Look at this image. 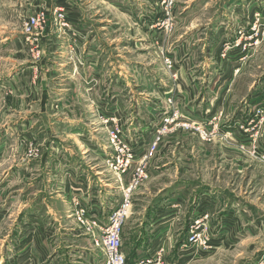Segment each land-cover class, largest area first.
Returning a JSON list of instances; mask_svg holds the SVG:
<instances>
[{
	"label": "rangeland",
	"instance_id": "374dc122",
	"mask_svg": "<svg viewBox=\"0 0 264 264\" xmlns=\"http://www.w3.org/2000/svg\"><path fill=\"white\" fill-rule=\"evenodd\" d=\"M116 2L125 7L123 14L114 12ZM42 12L48 16L47 26L31 38L24 24ZM101 24L108 27L105 33L97 30ZM217 47L219 67L211 53ZM168 58L173 69L166 64ZM187 59L192 66L212 67V79L219 85L216 90L207 88L209 103L214 91L228 93L222 102L218 99L223 106L218 116L210 109L197 120L181 111L174 82L184 73L181 65ZM114 69L124 72L122 79ZM228 72L229 79L223 82ZM163 78L168 80L167 88H174L165 101L159 95ZM257 91H264V0H0V186L4 174L18 177L16 173L24 168L47 175V161H41L54 153L58 156L54 183L48 176L36 182L34 170L25 186H19L49 191L54 186L56 220L50 217V222L63 233L82 234L73 200L84 201L75 192L86 197L89 209L97 198L106 213L121 199V184L107 165L114 154L109 146L111 120L134 137L147 131L151 123L147 126L146 120L155 119V124L162 116L151 108L163 113L175 109L179 123L185 125L161 137L148 169L151 175L134 193V205L136 198L141 203L147 192L146 202L149 193L156 196L177 178L188 191L183 197L186 243L191 225L210 217L211 246L195 250L212 251L213 256L195 264H264V225L259 229L258 224L243 222L219 235V229L211 227L212 215L195 212V190L205 183L233 190L240 200L258 205L255 218L264 221V108L254 111L260 118L256 114L253 121L246 118L252 114L247 110L250 95ZM113 93L123 95V100H114ZM198 127L211 128L206 139ZM242 134L249 135V141L241 142ZM143 135L146 140L150 137ZM57 142L71 147V153L66 155L61 146L57 152ZM167 154L171 160L184 158L185 168L155 179L151 170L156 171ZM70 169L74 172L66 173ZM13 182L10 188L17 189V179ZM66 188L73 193L67 199ZM28 199L25 205L33 201ZM214 236L227 241L214 244Z\"/></svg>",
	"mask_w": 264,
	"mask_h": 264
},
{
	"label": "crops",
	"instance_id": "0c3cea01",
	"mask_svg": "<svg viewBox=\"0 0 264 264\" xmlns=\"http://www.w3.org/2000/svg\"><path fill=\"white\" fill-rule=\"evenodd\" d=\"M129 4L131 6V1H129ZM113 8L114 12L117 11L120 14H123V10L125 9L118 2L114 3ZM127 8L130 11V7ZM106 27L105 24H101L97 30L103 31ZM87 33L90 35L89 31L85 34L87 35ZM103 33L105 32L103 31ZM100 34L97 33V35ZM177 52L180 53L181 51L177 50ZM211 53H214L218 60L214 66L219 67V62H221L219 59L220 47H217L216 50L211 49ZM189 60L187 59L181 65L184 73L177 82H174L178 84L176 98L180 101L182 100L178 102L181 111L183 110L184 113L190 115L192 118L195 117L197 120L202 119L203 114L206 115L210 109L213 110L214 116H218L221 111L220 109L223 107L220 104L222 102L221 99L224 100V96L228 93L214 91V94L211 95V98H214V100L209 103L208 97L210 94L207 93V88L212 91L214 87V90H216L217 85H219L218 81L216 83L212 79V67L206 66V63H196L195 66H192L194 63H191ZM90 63L89 61L88 65ZM226 67L229 68L228 65ZM77 69L74 68V75H77V72H75ZM178 70L180 72L182 68ZM114 72H117L121 77L120 79H122L124 72L122 73V71L116 69H114ZM225 77L223 82L228 81L229 72ZM127 78L128 74H125L124 80L127 81ZM149 78L153 79V76H149ZM162 82H160L162 84L160 86H162L161 89L163 90H159V95L165 101V98L169 96V90H174V88H167V79L163 78ZM179 85H182L181 90H179ZM112 97L116 101L123 100V95L120 93H113ZM218 99L221 101L218 102ZM248 102L247 110L252 114L247 112L246 118L250 120V117H253V121L256 114L254 112L255 109L264 108V91H257L252 96L250 95ZM151 110L154 111V114L155 112L156 114L159 112L163 115V112L159 108H151ZM128 114L130 118V113ZM128 114L124 115L128 117ZM160 118H156L157 123H159ZM153 120L148 119L145 121V124L149 126ZM220 125L222 126L223 123ZM152 130L153 126L150 125L147 131L145 130L142 133L134 135V137L132 136L131 140L133 142L142 141L145 138L143 134L149 136ZM224 130H229V128L225 127ZM249 139V135H245V137L243 135L241 142L249 141ZM57 144V152H59L58 148L61 146L66 155L71 153V147H68V145L58 142ZM86 145L89 148V144L86 143ZM6 146L3 143V147L5 148ZM164 159H167V162L163 160V164H160L156 171L152 170V173H155V179L169 176L171 175L170 172L178 170L181 167L182 169L185 168L183 166L184 164L186 165L184 158L177 159L173 157L171 160L167 154V157H164ZM57 160L58 156L54 153L51 156L44 157L41 162L47 161V166H45L48 169V171L46 170L47 175L42 170L41 174H36L39 171L34 169L35 181L37 182L41 176H48L49 183H54L57 176H55L56 168L54 169L53 165L57 166ZM34 170L29 171L27 168L20 169L16 173L18 177L15 176V173H12V175L11 173L4 174V180L0 186V228L2 229V233L0 234V264H102V262L104 264L105 259L103 254L95 250L90 238L79 231L74 232V234H70V232L63 233L62 228L50 222V217L56 220L53 218L55 213L54 202L52 200L56 194L55 190H53L54 186L50 191L39 188L34 190L20 188L19 185L21 183H24L25 186V183L29 179L28 175L33 174ZM65 171L66 173L67 171L74 172L73 169ZM15 178L18 181L19 187L12 189L9 185L14 183L13 180ZM177 181L178 179L175 178L174 185L172 184L169 187L164 185L156 196H152L149 193L146 202H144V197L147 192L141 195V203L136 201L137 198L135 199L136 204L133 208V215L126 221L122 232L123 252L129 263L135 264L141 259L150 258L149 256H156L157 254L162 257L165 264H195V261L200 262L213 256L212 251L186 250L187 231L183 208L185 201L183 197L188 191L186 189L187 186L183 185V181ZM64 191L66 199L73 194L67 188ZM195 192L197 193L196 210L200 207L204 214H210L214 217L211 227L212 229H219V235L228 229L236 230L240 228L243 222L247 225L250 223L258 224L256 227L259 229L264 225L263 220L259 221V218H255V212L259 209L257 208L258 205L247 202V199V201L240 200V196L233 190L201 183V186L197 185ZM30 197H33V201L25 205V202ZM81 197L84 199V204H86V197ZM19 198H21V201H18ZM96 203L100 202L94 197L93 204ZM19 219L21 220L20 222ZM17 222L19 223L17 224ZM57 228L60 231L58 235ZM217 241L222 242L227 241V239L214 236L212 243L218 244Z\"/></svg>",
	"mask_w": 264,
	"mask_h": 264
},
{
	"label": "built area",
	"instance_id": "2783aa9c",
	"mask_svg": "<svg viewBox=\"0 0 264 264\" xmlns=\"http://www.w3.org/2000/svg\"><path fill=\"white\" fill-rule=\"evenodd\" d=\"M60 19L64 21L66 19L65 15H60ZM47 22L48 16L44 12L36 17L29 18L27 23L24 24L25 30L28 31L26 34L31 38H35L34 32L45 29ZM28 41H31V39ZM170 60L172 59L168 58L166 64L169 69H173L174 65L170 63L172 62ZM256 115L259 118L261 117L260 114ZM161 118L163 119L161 124L151 122L153 130L150 137L139 142H133L131 133L123 125L118 124L116 120H111L113 124L110 127L109 146L114 154L107 161V165L110 172L118 178L122 188L121 199L113 211L106 213L99 203L93 204V200L90 209L87 203L84 204L80 199L73 200L75 221L82 233L91 239L95 250L103 254L105 264H131L123 252L122 232L126 221L133 212L134 193L141 187V183L149 177L148 169H151L152 158L157 151L161 137L167 132H175L181 129L182 125H185L179 123L180 117L175 109L174 111L167 110ZM197 130H199L203 139H206L208 132H211V128L209 130V128L198 127ZM75 195H78L84 201L81 193L77 194L75 192ZM73 197L75 196L73 195ZM198 212L202 211L197 209L196 214ZM208 221H210V217L203 216L191 225L185 247L190 245L195 250V248L200 249L207 245L208 247L211 246ZM149 257L141 259L135 264H165L159 254Z\"/></svg>",
	"mask_w": 264,
	"mask_h": 264
}]
</instances>
